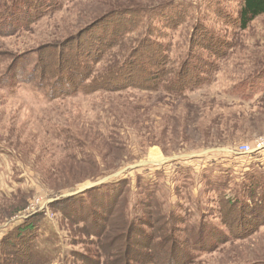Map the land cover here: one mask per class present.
Wrapping results in <instances>:
<instances>
[{"label":"rangeland","instance_id":"374dc122","mask_svg":"<svg viewBox=\"0 0 264 264\" xmlns=\"http://www.w3.org/2000/svg\"><path fill=\"white\" fill-rule=\"evenodd\" d=\"M244 3L49 0L0 31V264H106L126 246L163 263L168 238L189 264H264V152L240 151L264 142V14L242 27ZM157 210L175 220L144 225ZM115 217L133 246L101 250Z\"/></svg>","mask_w":264,"mask_h":264},{"label":"trees","instance_id":"16d2710c","mask_svg":"<svg viewBox=\"0 0 264 264\" xmlns=\"http://www.w3.org/2000/svg\"><path fill=\"white\" fill-rule=\"evenodd\" d=\"M11 1L12 2L9 5L5 4L4 7L0 6L1 7L0 8V31L2 32V34H5V35L12 33V31H14L16 29H20V26L25 27V26H29V25L33 24L34 22H37V20H39L44 14L51 11L49 0H11ZM262 14H264V0H245L244 7L241 10V26L245 28L252 20H254L255 18H257L258 16H260ZM23 19L25 21L28 20L27 23L26 22H23V23L19 22V26H18V21H20V20L22 21ZM154 57H157V56H154ZM99 58H100V56H99ZM41 62L42 61H40L39 63L41 64ZM139 63H141L145 67L144 69H145V71H147L146 73H147V75H149V77L156 76L155 80L157 81V83L158 84L161 83V81L158 82V78L160 79L161 76L156 75V72L154 71V69H156L159 66L158 61H155L153 63L151 60H144L141 57L139 59ZM75 74H77L79 76V79H81V80L85 79L82 71H81V73L75 72ZM59 92H60V95L61 94L64 95L63 92L61 93V90H59ZM255 183L256 182L254 180L249 182V184L247 185L248 191L250 190L249 192H251V193L253 191H255V193L257 192V188H256ZM257 187H259L258 184H257ZM112 192H113V194H112L113 197H110L109 199L105 200L106 204L107 203L110 204V205H108V207L111 208V212L116 207V202L118 200L116 192L114 190ZM113 198L115 199L114 201H113ZM262 198H264V195ZM74 199H77V198H74ZM112 201H113V203H112ZM77 202H79V201H77ZM77 202L75 203V205L73 204L74 205V211H75L76 215H79V217H82L83 216L82 214L85 212V209L82 207H79L81 205L78 204ZM111 203H112V205H111ZM235 204H236V202L233 203V205H235ZM102 205H103V207H105L104 204H102ZM155 213L157 214L158 218L156 217L154 219V215L152 214L149 216V219L145 218V222H143V224L148 226V227H151L150 226L151 224H149L151 222V220H155L156 223H165L166 220H167V222H169V220H175L174 216L173 217L171 216L169 218L167 216H163L161 210H157ZM107 214H110V210H109V213H107ZM117 220H118V217L113 218V221H114L113 226L111 224H109L107 228H104L102 230V232H100L97 235V238H99L100 242H104V241H102L104 238L107 242L106 245L104 243H102L101 250H106V248H108V246L111 245L115 241H119V242L122 240L125 241V239L129 233L131 234L130 235L131 237L129 238V240L127 242H125V245H127V243H128V245H130L129 247L133 246L131 239L133 238V233L135 232V226H136L135 223L133 224L131 219H129L126 223V229L120 228V230H116L117 231V237H113L112 236L113 232H111V231H112L113 227L116 225ZM113 221H111V223ZM260 222H261L260 225L264 224V223H262V221H260ZM30 228H32V226H30ZM33 230L34 229H29L30 232H33ZM137 232L139 233V230H137ZM96 233H97V231H96ZM142 233L143 232H141V234ZM165 233H166V231H165ZM113 235H115V234H113ZM146 238H148V237L146 236ZM154 238H156V236H154ZM163 238H167V236H164ZM142 239H144L143 236H142ZM165 240H167V239H165ZM168 240H170V241L169 242H165V241L164 242H157L155 244V245L160 246V248L162 247L161 252L158 255V257L163 261V263L162 262L157 263V260H156L157 256L155 255V253H153V257H152L153 263H155V264H178V262H182L181 264H189V261H190L189 255H188V252H186V250L184 249V247L178 246L177 242H175V240L172 238H168ZM167 244H168V246L169 245L170 246L168 247V249L166 248L167 250H164L163 247H164V245L166 246ZM135 245H137V244H135ZM171 246H172V248L177 249V251H172ZM151 248H153V246ZM165 254H174V255H172L171 260H169L167 257L165 258L166 259L165 260L164 259ZM178 256H180L179 259H178ZM152 260L150 258V262ZM124 261H126V263ZM133 261H134V258L131 255V253H127V246H126L125 252H124L122 257L117 256L116 259L107 260L106 264H116L117 262H120V264H132Z\"/></svg>","mask_w":264,"mask_h":264},{"label":"built area","instance_id":"2783aa9c","mask_svg":"<svg viewBox=\"0 0 264 264\" xmlns=\"http://www.w3.org/2000/svg\"><path fill=\"white\" fill-rule=\"evenodd\" d=\"M240 151L243 153V154H254L255 152H264V142L260 143L259 145L256 146V149L251 147V146H248V145H243L241 146L240 148ZM264 154V153H263Z\"/></svg>","mask_w":264,"mask_h":264},{"label":"bare ground","instance_id":"6f19581e","mask_svg":"<svg viewBox=\"0 0 264 264\" xmlns=\"http://www.w3.org/2000/svg\"><path fill=\"white\" fill-rule=\"evenodd\" d=\"M157 157H160L158 154H156Z\"/></svg>","mask_w":264,"mask_h":264}]
</instances>
